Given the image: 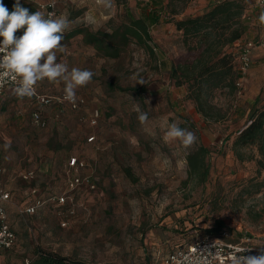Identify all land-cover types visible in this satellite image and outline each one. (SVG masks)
<instances>
[{"label": "rangeland", "instance_id": "1", "mask_svg": "<svg viewBox=\"0 0 264 264\" xmlns=\"http://www.w3.org/2000/svg\"><path fill=\"white\" fill-rule=\"evenodd\" d=\"M52 1L57 16L76 21L64 33L65 52L58 53L57 62L95 75L76 90L86 100L78 111L57 99L41 105L38 96L64 95L62 83L45 80L36 85L37 95L16 99L5 111L8 116H0V171L11 194L5 203L7 222L16 234L0 264H34L42 251L94 264H164L174 250L198 239L255 237L263 245L264 155L257 146L236 148L234 142L251 114L264 109V50L255 49L251 67L240 73L235 88L214 91L211 102L221 116L205 119L189 99L188 85L178 86L173 76L176 67L198 58L199 51L189 45L196 41L187 44L169 14L152 25L147 45L134 40L117 59L103 57L76 33L110 32L127 9L141 13L148 4L169 0H114L111 9L96 0L20 3L45 13L43 6ZM240 1L247 29L238 46L226 48L236 60L242 42L264 40L257 0ZM217 2L177 0L178 8L185 6L177 19L202 15ZM22 34L23 29L16 33ZM96 110L97 124L91 125ZM36 112L44 125L35 121ZM138 112L148 114L144 125ZM173 121L195 133L193 147L185 150L177 141L164 140ZM90 137L95 140L89 142ZM201 146L208 151L205 181L190 175L188 161ZM74 157L85 163L81 174L92 176L94 190L82 186L70 192ZM25 171L35 177L24 180ZM64 193H70L73 204L57 201ZM36 198L43 205L33 215L24 213Z\"/></svg>", "mask_w": 264, "mask_h": 264}, {"label": "trees", "instance_id": "2", "mask_svg": "<svg viewBox=\"0 0 264 264\" xmlns=\"http://www.w3.org/2000/svg\"><path fill=\"white\" fill-rule=\"evenodd\" d=\"M177 0H169L168 4H148L140 12L135 13L127 9L125 19L117 27L107 31L79 30L84 35V41L93 46L100 55L108 59L120 58L124 50L134 40L140 45H147L152 40V25L162 20L163 13L169 14V21L176 24V28L188 44L190 49L198 50L199 56L192 63H185L175 68L173 76L177 85L187 84L188 97L195 105L196 110L205 119L218 120L221 113L211 102L215 90L235 88L236 79L241 76L240 63L234 54L226 52L230 45L238 46L246 32L243 15L245 8L240 0H218L207 12L199 16H190L177 19L183 8L175 4ZM9 12L13 10L14 0H2ZM21 5L30 12L32 7ZM234 59L236 60L234 62ZM236 148L257 146L264 155V109L254 111L251 121L246 128L240 131L234 142ZM207 148L201 146L189 155L190 175L206 180L209 174V165L206 162ZM229 241V240H228ZM230 242V241H229ZM34 264H94L80 260H71L54 253L40 252Z\"/></svg>", "mask_w": 264, "mask_h": 264}, {"label": "clouds", "instance_id": "3", "mask_svg": "<svg viewBox=\"0 0 264 264\" xmlns=\"http://www.w3.org/2000/svg\"><path fill=\"white\" fill-rule=\"evenodd\" d=\"M113 2L96 0V4L104 9H111ZM258 20L264 25V11H261ZM75 23L62 15L30 12L21 5L20 0H15L13 10L9 12L0 0V84L5 77H11L17 82L15 94L20 98H30L36 94L39 82L62 83L64 99L74 105L77 88L89 84L95 75L89 69L70 68L65 62H57L58 53L65 52L62 44L64 33L70 31ZM21 29L23 34L17 36ZM137 118L144 125L148 121V114L138 112ZM151 134L155 136V132ZM163 138L165 141L179 142L185 150L193 147L198 139L194 132L181 128L178 121L168 124ZM199 253L195 258L182 256L180 264H205L207 256L214 255L208 249ZM229 264H264V255L246 257L234 252Z\"/></svg>", "mask_w": 264, "mask_h": 264}, {"label": "built area", "instance_id": "4", "mask_svg": "<svg viewBox=\"0 0 264 264\" xmlns=\"http://www.w3.org/2000/svg\"><path fill=\"white\" fill-rule=\"evenodd\" d=\"M258 5L261 10L264 11V0H257ZM45 15L54 14L57 16L56 12V3L54 1L50 2L48 6L44 7ZM20 36V35H18ZM261 48L264 50V40H260L259 42H255L254 40H246L242 42L237 51L238 61L240 63V72L245 74L249 68L251 67L253 61V54L255 49ZM239 84V83H238ZM17 82L13 80L11 77H5L3 83L0 84V96L5 92L8 87H16ZM37 95V93L35 94ZM39 103L41 105H49L55 99L66 103L70 108L75 111L80 110L86 104V100L83 97L77 96V101L73 105L67 102L64 99V95L60 97H51V96H38ZM99 117V111L96 110L93 112L88 121H90L91 125L97 124V119ZM34 119L37 123L44 125L41 114L36 112L34 114ZM95 137H90L89 142H93ZM70 169L73 171L72 176L69 180V190L70 192H74L79 187L88 186L91 189H95L96 185L93 181L92 176L82 175L81 170L85 168V163L81 161L79 158L74 157L71 158L69 162ZM21 177L24 180H31L35 177L34 171H25L21 174ZM70 193H64L62 196L57 197V201L65 205L67 202H71L73 204L74 200L69 196ZM11 194L5 190L2 173L0 171V254L2 250L11 249L16 242V234L10 227L7 222V212L5 203L10 201ZM43 205V202L36 198V201L33 205L28 206L23 211L28 215H33L37 212L38 208ZM71 213H74L72 210ZM63 227L67 226V222L62 223ZM204 249H208L214 255L207 256V261L205 264H229L230 257L232 253H238V255L244 256H255L264 252V244L259 245L256 243L255 237H247L242 239L239 242H228L225 239H198L197 241L189 244L185 247L178 248L170 253L164 260V264H180V260L182 256L188 255L191 257H197L200 255L199 251H203ZM246 249L244 252L243 250ZM207 255V253H205Z\"/></svg>", "mask_w": 264, "mask_h": 264}, {"label": "crops", "instance_id": "5", "mask_svg": "<svg viewBox=\"0 0 264 264\" xmlns=\"http://www.w3.org/2000/svg\"><path fill=\"white\" fill-rule=\"evenodd\" d=\"M16 99L22 100L23 98H20L15 94V88L14 87H8L5 90V92L0 96V107L2 108V111L0 112V116H8V115H6L5 111L10 110L11 105L14 104ZM2 251H1V253H2Z\"/></svg>", "mask_w": 264, "mask_h": 264}]
</instances>
